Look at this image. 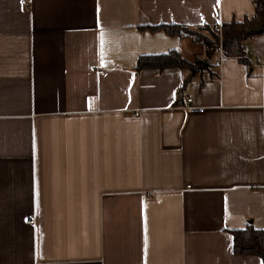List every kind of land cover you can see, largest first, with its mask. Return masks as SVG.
Wrapping results in <instances>:
<instances>
[{"label":"crops","instance_id":"0c3cea01","mask_svg":"<svg viewBox=\"0 0 264 264\" xmlns=\"http://www.w3.org/2000/svg\"><path fill=\"white\" fill-rule=\"evenodd\" d=\"M25 1L0 0V264H263L230 231L264 229V34L210 80L134 70L203 56L138 26L240 21L252 1Z\"/></svg>","mask_w":264,"mask_h":264},{"label":"trees","instance_id":"16d2710c","mask_svg":"<svg viewBox=\"0 0 264 264\" xmlns=\"http://www.w3.org/2000/svg\"><path fill=\"white\" fill-rule=\"evenodd\" d=\"M253 13L244 16L240 21L230 20L215 25L189 27L181 24H145L138 26L141 31H163L170 36H184L194 44L203 48V56L187 59L178 50H169L159 54H144L138 56L134 70L153 68L163 70L177 68L183 73V86L195 75H213L218 69L213 59L219 49L227 56L244 59L242 47L252 38L264 34V0H251ZM232 249L237 255H253L261 258L264 264V229H256L248 225L244 229L230 231Z\"/></svg>","mask_w":264,"mask_h":264},{"label":"built area","instance_id":"2783aa9c","mask_svg":"<svg viewBox=\"0 0 264 264\" xmlns=\"http://www.w3.org/2000/svg\"><path fill=\"white\" fill-rule=\"evenodd\" d=\"M21 4L26 5V6H29V2H27L25 0H21ZM242 51H243V55L247 54L248 47L243 46L242 47ZM228 57L229 56H227L226 53L222 49H219L218 52H217V54H216V56L213 59V64H214L215 68L219 69L221 67L223 61L226 58H228ZM205 77H206L207 80H210L211 79V77H210L209 74H205ZM186 100H187V104H186V107L185 108H186V110L188 112L199 111V110L202 109V107L197 106L195 104H192L190 97H188ZM26 222L28 224H34L35 218L30 216V217L26 218Z\"/></svg>","mask_w":264,"mask_h":264}]
</instances>
